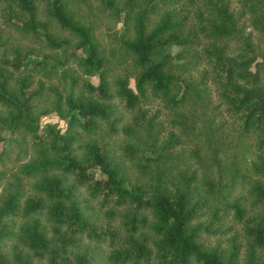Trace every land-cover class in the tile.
Here are the masks:
<instances>
[{"label":"trees","instance_id":"obj_1","mask_svg":"<svg viewBox=\"0 0 264 264\" xmlns=\"http://www.w3.org/2000/svg\"><path fill=\"white\" fill-rule=\"evenodd\" d=\"M0 128L36 152L0 196V264H264V0H0Z\"/></svg>","mask_w":264,"mask_h":264},{"label":"rangeland","instance_id":"obj_2","mask_svg":"<svg viewBox=\"0 0 264 264\" xmlns=\"http://www.w3.org/2000/svg\"><path fill=\"white\" fill-rule=\"evenodd\" d=\"M96 28H95V34L97 38L99 39L101 44H107L109 40L114 36L119 34L122 24L121 21L116 19L115 17L107 16V14H103L98 18V22L94 21ZM25 42L27 45H30L33 47L34 54H29L27 59L35 60V59H46V61L52 60V55L56 54V51H54L52 48L44 46L40 39H34L33 37L26 38ZM177 48L176 46H171L170 50L175 51ZM69 68L71 70H76L74 61H70L69 64H64L63 67L57 66V71L54 73L52 72L49 76L43 77L44 82L46 84H52L53 86H57L59 88H62L65 82L63 81L61 72L64 68ZM53 68V67H52ZM51 68V69H52ZM54 70V68L52 69ZM65 70V69H64ZM77 73V72H76ZM54 74V75H53ZM90 81L96 82L97 76L96 75H89L86 76ZM65 78V77H64ZM46 95H43L39 98V104L44 103L45 100H52L54 99V94L50 91L45 93ZM34 117V123H36L39 126V130L46 131V126L51 125L55 128H59L61 131L63 130L65 126V120L64 118L59 117L54 111L41 114L39 115L37 110L31 114ZM46 125V126H45ZM22 134H24L22 131H10V133L7 130H4L3 128H0V148L3 149L2 157L0 159V196L4 193L6 189H8L10 182L13 180V175L15 173H20L19 168L22 164L33 160L36 157L35 148L31 146L30 140L27 138V135L22 138ZM80 140H84L83 135H80ZM120 137L116 138V142L120 140ZM115 145V143H114ZM113 145V146H114ZM113 157L115 158H122L120 154V151L116 148H114V151H112ZM188 161H190L191 164H194V161H192V156L187 155ZM129 169V167L127 166ZM130 170V169H129ZM97 171V169H95ZM131 171V170H130ZM216 175V174H215ZM222 176V174H217ZM23 177V176H22ZM25 183L23 185V197L25 196H32L35 195V191L33 190L31 186V182L33 178L27 179L26 177H23ZM67 181H70V178L67 179ZM38 195V194H36ZM75 195L79 200V203L86 211L89 209L90 203H88L83 197H84V189L82 186L78 185L75 188ZM36 214V213H34ZM32 214L31 216H34ZM38 217L40 226L44 228L46 235L48 238L51 237V232L48 226V223L45 221L44 217L42 215H36ZM97 221H100V219H97ZM22 221L21 218H15L12 221V234H15L17 225ZM7 247L11 245V240L6 241ZM24 251V250H22Z\"/></svg>","mask_w":264,"mask_h":264}]
</instances>
